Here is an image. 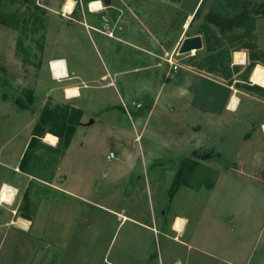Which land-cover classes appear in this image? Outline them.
<instances>
[{"label":"rangeland","instance_id":"obj_1","mask_svg":"<svg viewBox=\"0 0 264 264\" xmlns=\"http://www.w3.org/2000/svg\"><path fill=\"white\" fill-rule=\"evenodd\" d=\"M62 1L0 0V177L15 175V170L4 163L15 165L19 162L18 156L33 136L43 107L52 104V97L46 98L41 93L49 74L45 54L49 25L52 27L86 17L94 25H102L101 33H105L102 38L109 47V50H103V59L113 77H119L117 86L125 105L113 87L100 86L109 79H99L105 69L88 36L79 35L83 47L80 58L77 54L80 47L75 51L74 45L65 48L56 44L54 29H50L48 55L66 51L82 66L84 79L96 85L83 91L94 94L95 101L82 99L84 119L69 147L64 150L61 146L53 148L39 136L37 147L28 151L25 169L35 171L41 179L49 177L53 168L63 160L70 172L69 189L75 192L64 195L66 203L49 206L47 199L52 196L48 190L22 189L19 195L23 200L22 208L32 213L35 231L45 242L59 246L67 241L63 230L68 232L70 229L62 221L64 216L71 223L78 215L90 218L110 214V209L145 214L146 211L166 209L168 214H181L192 222L202 215L223 220L239 215L245 216L241 223H245L246 238H253L252 245L258 250L256 254H260L264 249V133L260 131V136L251 139L249 133L244 136L247 131L239 121L247 120L248 116L240 117L238 122H228L222 114L220 86L199 77L203 74L226 76L232 68L235 75L244 77L243 65L233 67V51L242 49L245 42L253 43L257 39L254 30L245 33L244 29H238L240 35L246 36L230 41L229 33L222 34L210 24L223 42V47L212 52L204 42L201 29L205 25V14L216 0L200 3L196 8L199 14L192 18L188 28L184 27L187 13L194 9L198 0H112L111 5H105L102 0L107 9L101 13L88 11L89 0H76V9L70 19L46 9L48 4L61 11ZM109 34L115 37H109ZM196 34L202 35L203 48L178 53L182 39ZM252 50L256 51L255 48ZM182 64L191 66L190 72L181 67ZM170 68L172 74L163 84L161 97V102L164 100L169 104L159 103L154 107L142 129L146 115L143 107L152 103L150 98ZM181 75L199 79L204 90H212L209 102H204V98L202 101L200 97L197 99L189 90L182 95L183 88L179 87V81L175 82ZM246 81L251 83L249 79ZM30 93L38 95V100L27 109L21 108L16 99L26 100ZM191 96L195 103L199 100L198 114L194 109L192 113L185 110L190 109ZM202 106L219 114L207 115ZM186 118L191 124H200L201 128L189 126L191 132H188L187 125L182 126ZM209 119L219 122L211 124ZM140 131V137L135 139ZM194 149L220 154H213L214 157L197 165L192 172L179 173L182 161L196 158L192 156ZM111 150L116 156L108 159ZM188 166L187 163V169ZM149 175L153 179L150 184L147 181ZM66 176L67 172L61 175ZM32 179L41 181L38 177ZM175 183L180 184L174 190ZM230 225L233 236L238 227L233 223ZM88 227L84 226L83 233L88 231L85 235L92 236L94 227ZM90 254L93 259L98 255L94 251ZM260 260L264 264L263 258Z\"/></svg>","mask_w":264,"mask_h":264},{"label":"crops","instance_id":"obj_2","mask_svg":"<svg viewBox=\"0 0 264 264\" xmlns=\"http://www.w3.org/2000/svg\"><path fill=\"white\" fill-rule=\"evenodd\" d=\"M74 1L75 4L73 10L68 13L62 10L67 0L62 1L63 4L61 6V11L50 7L48 4H46V9L48 12H59L65 18L70 19L72 17L71 15L76 9V0ZM201 1L202 0H198L194 9L187 14H194ZM111 2L112 0L109 4H106L105 2L104 4L111 5ZM87 5H84L83 7H86ZM105 7L99 12L101 13V11L107 9ZM63 11L66 14L63 13ZM88 11L91 12L90 10ZM88 20L89 17H86L85 19H75L69 23L64 22L60 25L56 24L54 25L55 27H50L51 25L48 26L45 46L46 59L50 61L58 57L63 58L66 61L67 75L56 78L48 66V79H46L45 87L41 89V93H44L46 98L52 97L53 100L51 105L67 106V104H72L74 107L82 109L83 114L85 112L84 107H82L81 104L82 99H94V94L92 95L90 92L84 93L83 90H85V88L88 86L96 85L89 84L88 81L84 79L81 73L82 66L78 65L77 62L71 59L66 51H64L63 54L59 53L54 56L48 55V39L50 29H54L56 44L64 45V47H68V45L72 47L74 45L76 47L75 51H77L80 47V51L77 52V54H80V58L83 53V47L79 40V35L84 34L85 36H88L93 49L97 53L98 59L105 69V71L99 74V79H109L105 83H101L100 86L105 85L106 87H113L117 92L118 97L122 98L123 105H125L124 97L122 94H120L119 88L117 86L119 77L116 79L113 77L111 70L107 69L108 66L105 62V59H103V50L107 51L109 50V47L102 38V35L105 34L101 33L102 29L100 27L102 25H94L95 23H92ZM65 31H67L66 34ZM19 33L20 32L16 34L19 35ZM253 34L257 37V39L252 41L255 43V50L258 52H264V16L256 17ZM108 36L112 38L115 37L111 36L110 34ZM236 50H240L245 53L244 63L236 64L235 60L233 62V67L243 65L245 71L244 77H238L235 75L236 73L233 71V68L232 71H230L231 73H227L228 75L226 76H218L214 74H203V76H199L197 74L195 75L210 79L220 86L223 92L221 100L222 114L224 116H222L228 122H238L240 117L248 116L247 120H240L239 122L242 123L244 130L247 131L244 136L249 133V138L251 139L255 135L260 136V131L263 132L262 125L264 123V95L260 93L258 94V92L251 90L248 87V85L254 84L251 81L250 76L254 67L250 71H247L250 51L247 48ZM234 52L235 50L233 51V54ZM260 63L264 65L263 62L260 61ZM181 67L190 72L189 69L191 66L188 64H182ZM171 74L172 68L166 71L161 85L157 89L154 96L150 98L152 99L151 107L149 112H145L146 115L142 129L147 123V120L154 107H157L159 103L165 105L169 104L164 100L161 102V97L163 84L166 78L170 77ZM248 79L251 81V83L246 81ZM178 81L179 87H182L187 91L189 90L197 99L200 97L201 101L204 98L203 101L207 103L210 100L209 96H211V98L213 96L212 90L203 89L201 80L199 79H189L187 77L183 78V75H181L178 76V80H175V82ZM69 86H76L79 89V94L72 98H68L65 90ZM235 93L238 96L239 101L236 109L232 110L229 108V103L231 101V97ZM35 97L36 100H38V95H35ZM200 108L199 100L195 103L194 98H192L190 101V109L187 107L185 110H190L191 112V110L194 109L196 114H198ZM208 108L209 107L205 108L202 106L204 113L207 115L214 116V114H219L215 111H208ZM185 116L189 117L187 113H185ZM83 119L80 120L79 124L82 123L81 121H83ZM207 121L208 119L206 122ZM210 122L211 124H217L219 121H214L211 119ZM185 125H187V127ZM182 126L184 128L186 127L188 132H191L189 126L190 128L194 129L201 128L200 124H191L188 118L184 120ZM140 135L141 131L136 135L135 139H138ZM42 140L45 142L44 138H42ZM47 144L51 145L52 147H56L58 143ZM27 145L28 143L18 156V163L15 165H12L8 162L4 163L6 167L15 170V175L12 177H7L6 174H4V177H0V184L3 182H8L18 189L13 203L9 204L0 201V264H263L260 263V259L263 258L264 261V249H262L260 254H256L258 250L252 245L253 238L247 240L245 223H241V220L245 216L239 215H232L233 217L226 220H223V218L215 219L214 217L210 216L205 218V216L202 215L192 222L190 218L181 214L170 215L167 213L166 209H162V211L160 210L158 212L156 209L151 212L146 211V214L133 212L127 213L126 211H123V209L120 211L110 209L112 211L110 214H99L91 216L90 218L78 215L75 219V222H71L72 224L69 221L70 219H68L67 216H64L62 221H64L65 225L70 227L68 232L63 230L64 235H67V241L59 246H57L55 243L52 244L50 242H45L41 237L42 235L38 231H35L37 229L34 228L36 226L35 222L33 221L32 213L27 209L24 210L22 208L23 200H21L22 198L19 197L21 190H26L28 187L48 190L49 195H51L52 198L54 197L53 199H47V204L49 206H52L56 203H66V198L64 195L67 193L74 194L75 192L73 193L69 189L70 172L65 168L63 160L60 162V164L58 163V165L53 168V172H50L52 174H50L46 179H41V177H39V175H37V173L33 170L21 169L19 164L25 153V149H27ZM111 151L114 152L113 150ZM202 153H206V151L202 152L194 149L192 156L196 158L193 160H197L199 163H205L204 161L208 160L209 158H200L199 156ZM213 154L216 156L220 153L214 151ZM68 155L69 148L66 150L65 157L67 158ZM214 156L212 155V157ZM130 168L131 167L129 166L128 169ZM65 172H67V176L61 177V175L63 176ZM106 172H108V168H106ZM32 177H38L41 181L36 182V180H33ZM150 180L153 179L149 175L147 178L149 184ZM185 184H188V182ZM81 198L87 199L85 196H81ZM22 212L26 215L22 216ZM20 216L29 221L27 227L19 226L16 223ZM177 218H183L185 221L181 231H178L175 228ZM88 222L90 223L87 224ZM243 222H245V220H243ZM231 223L238 227L237 232L233 231L235 236H232L231 234V229H233V227L230 225ZM86 225H89V229L94 227L92 236L91 234L85 235L88 231H86L85 234L83 233L84 226ZM259 237L260 235H258V238H256V242L259 240ZM91 251L98 253L94 259L90 254Z\"/></svg>","mask_w":264,"mask_h":264},{"label":"trees","instance_id":"obj_3","mask_svg":"<svg viewBox=\"0 0 264 264\" xmlns=\"http://www.w3.org/2000/svg\"><path fill=\"white\" fill-rule=\"evenodd\" d=\"M203 1L204 0L201 1V4ZM198 14L199 10H196L194 14H192L193 19L198 16ZM189 15L190 14L187 16ZM259 16H264V2L254 3L251 0H216L210 10L205 14V25L204 28L201 29L204 34V42L207 48L214 52L216 48L223 47L222 40L219 35L215 33L210 24L215 25L222 34L229 33V39L232 41L246 36L244 34L240 35L238 29H244L246 31L245 33H251L252 30H254L256 17ZM192 20L189 25H191ZM255 47V44L251 42H245L242 47L247 48L250 51L247 71H250L254 65L260 61L264 63V52H253L252 49ZM248 87L249 89L264 95V86L252 84L248 85ZM35 100V95L30 93L27 95L26 100L19 97L16 99V102L21 108L27 109L35 102ZM150 107L151 103L146 104V106L143 107L144 112H149ZM82 115L83 110L78 107L49 104L45 105L34 127L33 136L27 145L26 152L21 159L19 167L21 169H25L28 161V151L36 148L39 144V136L43 137L47 132H51L58 136V144L56 147L61 146L63 150L69 147ZM212 155L213 154L211 152H206L201 154L199 157L207 159L212 157ZM187 163L189 164L188 169L186 168ZM199 164L200 163L197 160L186 159L182 161V166L178 171L181 174H183L185 170H188L187 172H192ZM181 181L183 183H187L186 180L184 181L181 179ZM179 184L180 183H175L173 189L175 190ZM21 215L23 216L26 214L22 212Z\"/></svg>","mask_w":264,"mask_h":264},{"label":"bare ground","instance_id":"obj_4","mask_svg":"<svg viewBox=\"0 0 264 264\" xmlns=\"http://www.w3.org/2000/svg\"><path fill=\"white\" fill-rule=\"evenodd\" d=\"M75 1L74 0H67L64 4V10L66 13L71 12L73 10ZM88 7L91 12H99L100 10L104 9V5L102 0H90L88 2ZM192 19V15L188 16V20L185 22V27L189 25V21ZM234 60L235 63H243L245 60V53L240 50H235L234 52ZM52 66L54 70V75L56 78H60L63 76L67 75V66H66V61L63 58H54L52 59ZM251 81L254 84H258L263 86L264 85V65L260 62H258L252 72H251ZM77 86V85H76ZM68 87L65 92L68 98H72L74 96H77L79 94V89L77 87ZM239 98L236 95V93L231 97V101L229 103V108L232 110L236 109V106L238 105ZM262 130L264 133V123L262 125ZM45 142L50 143V144H57L58 143V136L51 133L47 132L45 136H43ZM18 192L17 187L14 185L8 183V182H3L1 187H0V201L5 202V203H13V200ZM16 213V212H15ZM16 220V219H15ZM184 219L183 218H177L176 223H175V228L178 231H181L183 226H184ZM16 223L19 226L22 227H27L29 224V221L25 219L24 217L20 216Z\"/></svg>","mask_w":264,"mask_h":264},{"label":"water","instance_id":"obj_5","mask_svg":"<svg viewBox=\"0 0 264 264\" xmlns=\"http://www.w3.org/2000/svg\"><path fill=\"white\" fill-rule=\"evenodd\" d=\"M111 0H104L106 4H109ZM203 37L200 34L187 36L182 39L179 47H178V53H187L192 52L194 50H198L203 48Z\"/></svg>","mask_w":264,"mask_h":264},{"label":"built area","instance_id":"obj_6","mask_svg":"<svg viewBox=\"0 0 264 264\" xmlns=\"http://www.w3.org/2000/svg\"><path fill=\"white\" fill-rule=\"evenodd\" d=\"M63 13H65V12L63 11ZM65 14H66V13H65ZM244 62H245V60H244ZM244 62H243V63H244ZM170 65H174V63L170 62ZM49 67H50V70H51L52 74H54V70H53V66H52V60L49 61ZM108 157H109V158H113V157H115V153L111 151V152L109 153Z\"/></svg>","mask_w":264,"mask_h":264},{"label":"clouds","instance_id":"obj_7","mask_svg":"<svg viewBox=\"0 0 264 264\" xmlns=\"http://www.w3.org/2000/svg\"><path fill=\"white\" fill-rule=\"evenodd\" d=\"M181 94L183 95V94H186V89H182L181 90Z\"/></svg>","mask_w":264,"mask_h":264},{"label":"flooded vegetation","instance_id":"obj_8","mask_svg":"<svg viewBox=\"0 0 264 264\" xmlns=\"http://www.w3.org/2000/svg\"><path fill=\"white\" fill-rule=\"evenodd\" d=\"M189 27V26H188ZM188 27H186V28H188Z\"/></svg>","mask_w":264,"mask_h":264}]
</instances>
